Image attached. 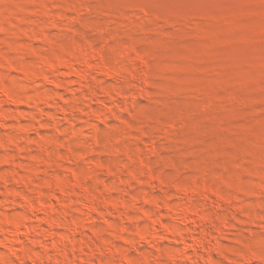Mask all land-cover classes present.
Returning <instances> with one entry per match:
<instances>
[{"label":"rangeland","instance_id":"374dc122","mask_svg":"<svg viewBox=\"0 0 264 264\" xmlns=\"http://www.w3.org/2000/svg\"><path fill=\"white\" fill-rule=\"evenodd\" d=\"M0 264H264V0H0Z\"/></svg>","mask_w":264,"mask_h":264},{"label":"bare ground","instance_id":"6f19581e","mask_svg":"<svg viewBox=\"0 0 264 264\" xmlns=\"http://www.w3.org/2000/svg\"><path fill=\"white\" fill-rule=\"evenodd\" d=\"M116 63L120 66L121 65V61L119 58L116 59ZM14 225V228L16 227V230L20 227V224L18 222H14L12 223ZM21 228V227H20ZM19 230V229H18Z\"/></svg>","mask_w":264,"mask_h":264}]
</instances>
